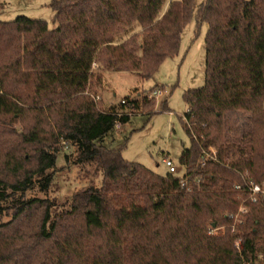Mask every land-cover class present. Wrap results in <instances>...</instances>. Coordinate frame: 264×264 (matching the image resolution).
Segmentation results:
<instances>
[{
	"label": "trees",
	"instance_id": "obj_1",
	"mask_svg": "<svg viewBox=\"0 0 264 264\" xmlns=\"http://www.w3.org/2000/svg\"><path fill=\"white\" fill-rule=\"evenodd\" d=\"M193 4L50 0L55 28L0 21V264H255L264 255V196L248 199L249 183L264 190V0L198 8L205 83L183 95L182 175L159 176L104 143L147 97L100 110L87 93L104 73L153 76L177 54ZM64 146V161L100 173L101 184L59 206L46 194ZM34 190L43 197H25Z\"/></svg>",
	"mask_w": 264,
	"mask_h": 264
},
{
	"label": "rangeland",
	"instance_id": "obj_2",
	"mask_svg": "<svg viewBox=\"0 0 264 264\" xmlns=\"http://www.w3.org/2000/svg\"><path fill=\"white\" fill-rule=\"evenodd\" d=\"M203 1L194 0L192 15L182 30L177 54L164 59L153 76L143 80L130 73H104L100 85L92 79L87 88V93L94 96L100 110L117 106L124 98L141 100L147 97L150 104L141 110L142 113L131 116L104 143L113 148L121 146L123 160L139 164L159 176L168 174L161 163L164 156L171 160L175 175L183 174L178 160L182 149L189 146V139L180 123V118L187 111L183 95L188 90L202 88L205 83L204 39L207 24H197L196 21ZM49 4L50 0H0V21L12 22L23 16L44 21L50 29L55 28L54 13ZM70 153L71 150L65 146L61 148L56 158L52 186L46 194L59 206L64 205L73 194L89 186L99 188L101 184L100 173L95 177L85 175L70 161L66 163L63 155ZM32 195L43 197L35 190L27 192L25 197Z\"/></svg>",
	"mask_w": 264,
	"mask_h": 264
},
{
	"label": "built area",
	"instance_id": "obj_3",
	"mask_svg": "<svg viewBox=\"0 0 264 264\" xmlns=\"http://www.w3.org/2000/svg\"><path fill=\"white\" fill-rule=\"evenodd\" d=\"M118 127L119 126L117 125L115 127V129H117ZM209 150L211 151L212 154H214L212 149H209ZM162 164L167 169L168 174H175V172H176L175 167L173 166L171 160L167 156L162 157ZM203 165H204V162L202 161L201 162V166H203ZM180 187L182 189H185L186 191H189V189L187 187V183L183 179L180 180ZM235 189L239 190L240 188L236 187ZM248 189H249L248 199L251 202L255 201V198L257 197V195L264 196V190L258 185H254L252 183H249V188ZM244 212H245V209L243 207H240L238 209V213L234 216V220L238 221L239 215L244 213ZM234 246L236 247V249L240 248V240L239 239L234 242ZM244 264H247V263H244ZM255 264H264V255H259L257 260H256V262H255Z\"/></svg>",
	"mask_w": 264,
	"mask_h": 264
},
{
	"label": "crops",
	"instance_id": "obj_4",
	"mask_svg": "<svg viewBox=\"0 0 264 264\" xmlns=\"http://www.w3.org/2000/svg\"><path fill=\"white\" fill-rule=\"evenodd\" d=\"M161 163H162V159H161Z\"/></svg>",
	"mask_w": 264,
	"mask_h": 264
}]
</instances>
